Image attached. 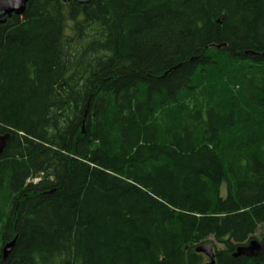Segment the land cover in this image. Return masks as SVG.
I'll return each mask as SVG.
<instances>
[{
    "label": "trees",
    "instance_id": "1",
    "mask_svg": "<svg viewBox=\"0 0 264 264\" xmlns=\"http://www.w3.org/2000/svg\"><path fill=\"white\" fill-rule=\"evenodd\" d=\"M5 134L0 264H264V0H28Z\"/></svg>",
    "mask_w": 264,
    "mask_h": 264
},
{
    "label": "water",
    "instance_id": "2",
    "mask_svg": "<svg viewBox=\"0 0 264 264\" xmlns=\"http://www.w3.org/2000/svg\"><path fill=\"white\" fill-rule=\"evenodd\" d=\"M62 2H69L71 0H61ZM79 3H87L89 0H76ZM28 0H0V24L5 23L7 18L12 16H21L25 12ZM10 138L9 134L0 136V155L6 147ZM15 244V239L7 242L2 248V260L4 261L11 252ZM196 253L207 258L206 264H215V251L210 244H204L196 248ZM264 253V239L262 241L251 240L247 245L238 247L235 251L234 257L244 256L247 258L258 257Z\"/></svg>",
    "mask_w": 264,
    "mask_h": 264
},
{
    "label": "rangeland",
    "instance_id": "3",
    "mask_svg": "<svg viewBox=\"0 0 264 264\" xmlns=\"http://www.w3.org/2000/svg\"><path fill=\"white\" fill-rule=\"evenodd\" d=\"M32 182L34 183V182H37V179L35 180H32ZM222 196L224 195V190L222 189V194H221ZM255 237H256V240H258V241H262L263 239H264V226H261V227H259L258 229H257V232H256V234H255ZM213 246H214V248H215V250H218V249H221V245H219V244H217V243H214V244H212ZM208 262V260H206V262L205 263H207ZM204 263V264H205Z\"/></svg>",
    "mask_w": 264,
    "mask_h": 264
},
{
    "label": "bare ground",
    "instance_id": "4",
    "mask_svg": "<svg viewBox=\"0 0 264 264\" xmlns=\"http://www.w3.org/2000/svg\"><path fill=\"white\" fill-rule=\"evenodd\" d=\"M175 103H176V102H175ZM223 170H224V169H223ZM33 180H34V179H33ZM35 180H36V179H35ZM34 183H36V182H34ZM190 240H191V239H190ZM217 241H218V240H217ZM250 241H251V240H250ZM250 241H249V242H250ZM189 242H190V241H189ZM223 244H224V243H223ZM239 247H240V246H239ZM187 255H188V254H187ZM254 258H255V257H254Z\"/></svg>",
    "mask_w": 264,
    "mask_h": 264
}]
</instances>
